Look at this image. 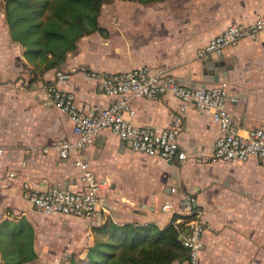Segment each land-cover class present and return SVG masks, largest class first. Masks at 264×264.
Masks as SVG:
<instances>
[{
    "label": "crops",
    "instance_id": "obj_1",
    "mask_svg": "<svg viewBox=\"0 0 264 264\" xmlns=\"http://www.w3.org/2000/svg\"><path fill=\"white\" fill-rule=\"evenodd\" d=\"M261 13L264 0H106L97 17L104 32L82 35L57 67L41 69L43 63L27 61L23 46L10 38L0 0V221L23 217L29 223L35 264L83 256L94 238L93 227L106 219L162 227L172 214L181 213L162 210L161 204L176 205L185 193L194 196L206 225L197 264H264V166L254 157L210 160L217 126L208 112L192 105L184 111L177 138L185 152L182 160L133 151L107 128L81 150L101 181V202L92 217L43 214L22 197L24 185L82 187L71 159L29 148L72 135L68 115L41 95L57 70L67 74L57 86L71 92L86 111L115 98L99 90L90 72L147 66L164 68L192 86L223 83L226 107L238 126H264V33L195 57L196 48L226 25L248 23ZM129 104L133 123L161 127L169 123L178 99L164 93L132 97Z\"/></svg>",
    "mask_w": 264,
    "mask_h": 264
},
{
    "label": "built area",
    "instance_id": "obj_2",
    "mask_svg": "<svg viewBox=\"0 0 264 264\" xmlns=\"http://www.w3.org/2000/svg\"><path fill=\"white\" fill-rule=\"evenodd\" d=\"M261 33H264V13L257 14L248 23L226 25L196 48L195 57L204 58L220 53L224 47L233 45L242 38L255 39ZM66 75L57 70L55 80L46 84L41 95L45 103L68 115L71 122V137L53 140L41 146L31 145L29 148L41 153L53 150L59 159H71L79 170L82 187L78 191H73L58 185L43 189L24 185L22 197L40 213L88 218L95 214L101 202L98 195L101 181L95 178L88 162L81 155V150L104 128L117 135L133 151L163 159H184L185 152L179 147L177 138L188 105L208 112L217 126L210 160L243 161L254 157L264 166V126H238L226 107L227 91L223 83L192 86L182 83L164 68L150 69L147 66L117 72H90L97 80L99 90L115 98L93 111H86L76 104L71 92L57 86V82ZM164 93H171L178 99L177 108L167 125L144 127L132 122L133 109L129 104L130 98ZM170 191L175 192V187L171 186ZM160 208L178 210L181 215H188L175 217L172 223L176 225L182 222L180 238L187 250L186 261L188 264H197L202 247L201 234L206 225L200 217L194 196L185 193L177 198L176 205L165 201Z\"/></svg>",
    "mask_w": 264,
    "mask_h": 264
},
{
    "label": "trees",
    "instance_id": "obj_3",
    "mask_svg": "<svg viewBox=\"0 0 264 264\" xmlns=\"http://www.w3.org/2000/svg\"><path fill=\"white\" fill-rule=\"evenodd\" d=\"M1 1L10 38L23 46L27 61L43 63L41 69L57 67L82 35L104 32L97 17L106 0ZM178 216L172 214L162 227L153 222L106 219L93 227L94 238L83 256L70 254L57 264H169L186 260L187 250L180 238L182 222L172 223ZM32 242V228L23 217L0 221L1 264H35Z\"/></svg>",
    "mask_w": 264,
    "mask_h": 264
}]
</instances>
